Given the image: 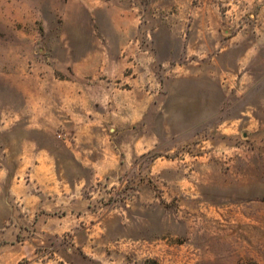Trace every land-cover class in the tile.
Returning <instances> with one entry per match:
<instances>
[{
	"label": "rangeland",
	"instance_id": "374dc122",
	"mask_svg": "<svg viewBox=\"0 0 264 264\" xmlns=\"http://www.w3.org/2000/svg\"><path fill=\"white\" fill-rule=\"evenodd\" d=\"M0 264H264V0H0Z\"/></svg>",
	"mask_w": 264,
	"mask_h": 264
}]
</instances>
